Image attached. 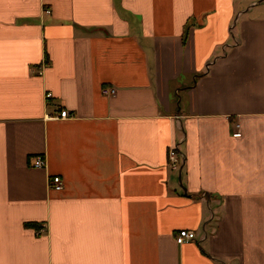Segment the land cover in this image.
<instances>
[{
  "label": "crops",
  "instance_id": "crops-1",
  "mask_svg": "<svg viewBox=\"0 0 264 264\" xmlns=\"http://www.w3.org/2000/svg\"><path fill=\"white\" fill-rule=\"evenodd\" d=\"M0 264H264V0H0Z\"/></svg>",
  "mask_w": 264,
  "mask_h": 264
},
{
  "label": "built area",
  "instance_id": "built-area-1",
  "mask_svg": "<svg viewBox=\"0 0 264 264\" xmlns=\"http://www.w3.org/2000/svg\"><path fill=\"white\" fill-rule=\"evenodd\" d=\"M46 14H49L50 11L46 10L45 11ZM116 93V90L114 88H103L101 90V94L102 96H106V97H114ZM51 94L50 93H46L44 95V99L47 103V101L50 99ZM68 117V113L66 111H61L59 116H49V118L51 119H65ZM238 128V126H237ZM241 133L240 130L236 131V133L233 134V137H240ZM177 147H173L170 148L169 152H168V156L170 159V163H171V167L174 169H179L181 168L182 164H183V156L179 153V151L176 149ZM31 168H35V169H43L45 168V159L43 156H36L33 158L32 163H31ZM50 187H52L54 190L56 191H61L63 189V182L61 181V178H59L58 176H54L50 182H49ZM195 240V233L192 231H186V230H181L179 231L176 236H175V241L177 244H185L188 242H192Z\"/></svg>",
  "mask_w": 264,
  "mask_h": 264
}]
</instances>
